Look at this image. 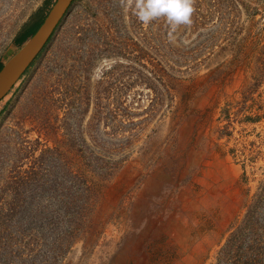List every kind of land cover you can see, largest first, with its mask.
I'll return each instance as SVG.
<instances>
[{
  "label": "rangeland",
  "instance_id": "374dc122",
  "mask_svg": "<svg viewBox=\"0 0 264 264\" xmlns=\"http://www.w3.org/2000/svg\"><path fill=\"white\" fill-rule=\"evenodd\" d=\"M54 2L0 0V63ZM135 2L77 0L0 101V264H251L263 250L264 0H190L175 28L141 22ZM79 172L95 200L74 233Z\"/></svg>",
  "mask_w": 264,
  "mask_h": 264
},
{
  "label": "water",
  "instance_id": "95a60500",
  "mask_svg": "<svg viewBox=\"0 0 264 264\" xmlns=\"http://www.w3.org/2000/svg\"><path fill=\"white\" fill-rule=\"evenodd\" d=\"M77 0H55L42 24L0 71L2 101L48 46L58 27Z\"/></svg>",
  "mask_w": 264,
  "mask_h": 264
},
{
  "label": "trees",
  "instance_id": "16d2710c",
  "mask_svg": "<svg viewBox=\"0 0 264 264\" xmlns=\"http://www.w3.org/2000/svg\"><path fill=\"white\" fill-rule=\"evenodd\" d=\"M44 18H41L37 21H35L34 23H32L31 25H29L28 27H26L19 35L18 37L16 38L15 42L16 44L19 46V47H22L24 45V43L30 38L32 37L35 32L38 30V28L40 27V25L42 24ZM3 67V64L0 63V71ZM31 68V66L27 69V71L24 73V75L27 74V72L29 71V69ZM23 75V76H24ZM22 76V77H23ZM21 77V78H22ZM127 160V156H124L123 158L120 159V161L118 162H115L113 163L112 165H110L105 172H102L99 177H100V180H103V181H107L109 180L115 173L116 171L119 170V168H121L124 164V162ZM92 172H94L93 169L90 170V174H93ZM77 178L79 180V183L83 185L84 187V191H85V196H84V203H82L80 209L76 212L77 214H79V217L78 220H79V223L76 225L77 226H81L80 228L77 227V229H74V233H77V230L81 229L83 227V224H84V220L83 218L85 217V215L90 211L91 209V206L94 202V195L95 193H93V190L92 189V186L89 184V179H88V176L86 173H83V172H79L77 173ZM67 233V231H66ZM68 233H73V230L70 229V231ZM231 243L232 242H229L227 244V248L225 250V256H230V247H231ZM252 251V249H251ZM240 257L243 255V253H239ZM60 255L57 254V255H52L51 258L52 260L49 261V260H45L46 264H58L57 263V260H58V257ZM234 257V256H232ZM223 258H226V257H223ZM262 261H264V248L263 250H261L259 247H258V253L255 254V257L253 256V258H250V261H248L247 263H251V264H261Z\"/></svg>",
  "mask_w": 264,
  "mask_h": 264
},
{
  "label": "clouds",
  "instance_id": "9594fccd",
  "mask_svg": "<svg viewBox=\"0 0 264 264\" xmlns=\"http://www.w3.org/2000/svg\"><path fill=\"white\" fill-rule=\"evenodd\" d=\"M133 11L145 24L153 18L164 16L175 28L180 24L191 23L193 9L190 0H136Z\"/></svg>",
  "mask_w": 264,
  "mask_h": 264
},
{
  "label": "bare ground",
  "instance_id": "6f19581e",
  "mask_svg": "<svg viewBox=\"0 0 264 264\" xmlns=\"http://www.w3.org/2000/svg\"><path fill=\"white\" fill-rule=\"evenodd\" d=\"M129 166H130V165H129ZM129 168H130V167H129ZM129 168H128V169H129ZM137 169H138V168H136V170H137ZM126 171H127V169H126ZM126 171H125V172H126ZM129 172H130V171H129ZM133 172H134V171H133ZM125 177H126V176H125ZM127 177H128V175H127ZM127 180H128V179H127ZM125 257H126V256H125ZM119 262H120V261H119ZM120 264H121V263H120Z\"/></svg>",
  "mask_w": 264,
  "mask_h": 264
}]
</instances>
